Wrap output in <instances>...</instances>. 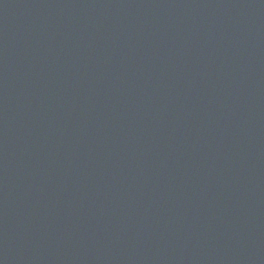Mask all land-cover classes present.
<instances>
[{
  "label": "water",
  "instance_id": "obj_1",
  "mask_svg": "<svg viewBox=\"0 0 264 264\" xmlns=\"http://www.w3.org/2000/svg\"><path fill=\"white\" fill-rule=\"evenodd\" d=\"M0 264H264V0H0Z\"/></svg>",
  "mask_w": 264,
  "mask_h": 264
}]
</instances>
